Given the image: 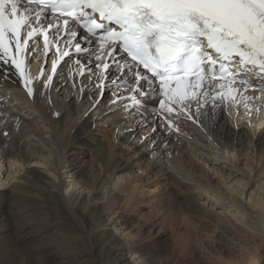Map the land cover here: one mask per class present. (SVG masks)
I'll return each instance as SVG.
<instances>
[{"label":"bare ground","instance_id":"6f19581e","mask_svg":"<svg viewBox=\"0 0 264 264\" xmlns=\"http://www.w3.org/2000/svg\"><path fill=\"white\" fill-rule=\"evenodd\" d=\"M35 48L31 41L23 55L32 97L15 69L0 65V168L18 174L0 190V264H264V106L253 92L211 116L202 108L212 142L202 115L196 122L181 116L171 129L162 122L154 132L156 115L123 107L130 99L113 103L131 91L102 90L99 72L85 66L80 75L72 58L44 87L51 65L41 64L39 51L28 59ZM239 106L254 118L249 131L222 123V109L233 116ZM212 147L263 156L259 176L251 177L246 158L249 171L240 174L248 178L235 180L233 153L226 159ZM167 226L165 249H153V235Z\"/></svg>","mask_w":264,"mask_h":264},{"label":"snow or ice","instance_id":"6c2138e0","mask_svg":"<svg viewBox=\"0 0 264 264\" xmlns=\"http://www.w3.org/2000/svg\"><path fill=\"white\" fill-rule=\"evenodd\" d=\"M40 35L45 56L53 44L57 56L44 87L63 75L73 55L59 48L66 44L84 60L75 61L80 75L86 66L90 74L99 72L102 90L133 93L118 94L113 103L130 99L122 106H143L156 115L154 132L162 122L173 128L181 116L196 122L200 108L211 116L227 102L237 103L238 93L246 102L252 87L247 77L264 81V0H0V65L15 69L29 97L33 81L23 55ZM37 51L31 49L28 59ZM259 88L264 91V82Z\"/></svg>","mask_w":264,"mask_h":264},{"label":"rangeland","instance_id":"374dc122","mask_svg":"<svg viewBox=\"0 0 264 264\" xmlns=\"http://www.w3.org/2000/svg\"><path fill=\"white\" fill-rule=\"evenodd\" d=\"M71 61H73V59L71 60ZM106 94L107 93H109L108 95H110V92H109V90H106V92H105ZM193 104H194V113H195V115L197 114V111H196V109H197V105H196V103L195 102H193ZM255 105V106H254ZM262 106H264L263 104H262ZM262 106H260V104H258L257 105V103L256 104H253V106L252 107H254V108H256V109H260V108H262L263 109V107ZM253 108V109H254ZM245 109V108H244ZM247 109V108H246ZM262 109H260V110H262ZM227 110H228V108H223L222 109V117H223V119H222V123L224 124V126H228L229 128H231V129H233V130H235V131H238V130H243L244 128V130H246V131H249V129H250V127L253 125V123L251 124V122H252V119H254V118H251V116H248V117H243V114L244 113H246V110H243V108H241V106H239V113H235V114H233V116H230V115H232V114H228V112L230 111H228L227 112ZM200 113H198V117H200V119H202L203 117V120H202V123L203 124H206V125H204L203 126V124L201 125L203 128H202V130L205 132V133H207V137H209L208 138V140H210L211 142H212V138H211V132H210V126H211V122H210V120H208V118L206 117V115H205V113H204V111L202 110V108H200ZM225 111V112H224ZM244 112V113H243ZM201 115L203 116V117H201ZM228 116V117H227ZM235 116V117H234ZM226 117V118H225ZM234 117V118H233ZM239 117V118H238ZM243 117V118H242ZM232 119V120H230V119ZM248 118V119H247ZM234 119V120H233ZM236 119V120H235ZM240 119H243V120H240ZM208 120V121H207ZM238 120V122H236ZM241 122H240V121ZM205 121V122H204ZM235 121V122H234ZM245 122V123H244ZM248 122V123H247ZM207 123H208V125L209 126H207ZM238 123H243V124H238ZM235 124V125H234ZM239 125V126H238ZM236 126V127H235ZM206 127V128H205ZM208 127V128H207ZM208 129V130H207ZM209 131V132H208ZM195 137V138H194ZM191 138H193L194 140L196 139L197 141H198V138H196V136L193 134V136H191ZM210 145H212V143L210 144ZM245 146V145H244ZM246 146H248V147H250V145L249 144H246ZM241 148H242V145L240 146V150H241ZM71 149H73V148H70L69 150H71ZM211 149V151L213 152V153H215L217 156H223V158L225 157L226 159L227 158H229L228 156H232V155H229V153H233V156H234V161H233V164H237V168H236V170L237 171H239V174H237L236 175V178L237 179H235V180H240V181H243L242 183H244V181H246L247 180V178H248V175H247V173L246 172H244L245 174H240V172L241 171H243L244 170V168H245V170L246 171H249V169L248 168H246V165H244V161L243 160H245L246 158H249V159H251L253 162H252V166H253V170H252V173H250V175H251V177L252 178H256V174L258 175V172H259V167H260V165L262 164L261 162V160H260V162H258V160L257 159H263V156H261V155H256L255 153H252V151L251 150H246L240 157H239V154H237L238 152H234V151H231L230 150V148H228L227 150H225L224 148H219V149H216V148H214V147H212V148H210ZM239 150V149H238ZM227 152V153H226ZM247 153H248V155H247ZM235 154V155H234ZM238 155V156H237ZM259 156V157H258ZM238 157V158H237ZM226 159H224L223 161H227ZM237 159V160H236ZM4 163V162H3ZM228 163V162H227ZM27 166H30V164L29 165H27ZM255 168H256V170H255ZM8 164L6 165H3L1 168H0V178H1V180L2 181H4L1 185H0V190H3V189H5L6 187H8L9 185H10V183H12L13 182V180H12V178H15L18 174L17 173H15L14 171L13 172H11V175L8 177ZM22 172V171H21ZM242 173V172H241ZM14 175H16V176H14ZM142 175H145V172H143V174ZM259 176V175H258ZM230 179V177H228L227 178V180L226 181H228ZM65 180H69L68 178H66ZM262 180V179H261ZM263 181V180H262ZM232 182V181H231ZM230 182V183H231ZM238 183H236V185H237ZM150 188H152V186H145L144 187V189H150ZM200 202H202V201H200ZM249 208L252 210V209H254L253 207H251V206H249ZM110 216L111 215H106V217L107 218H110ZM175 220V219H174ZM175 221H177V220H175ZM116 227H117V225H116ZM120 227V226H119ZM167 228H168V226H167ZM165 229V232H164V234H161L160 236H158V235H153V238H152V243H151V245H152V248L153 249H155V250H158V251H163L164 249H165V245H166V240H168V239H170L171 238V230L168 228V229ZM121 231V230H120ZM170 234V235H169ZM167 235V236H166ZM165 236V237H164ZM169 236V237H168ZM215 238V237H214ZM165 240V241H164ZM127 257H129V260L130 259H133L132 258V256H130V254H127ZM186 260V261H185ZM232 261H236V258H232ZM180 262L181 263H185V262H187V263H189V264H196L195 262H193V260H191V259H182V260H180Z\"/></svg>","mask_w":264,"mask_h":264}]
</instances>
